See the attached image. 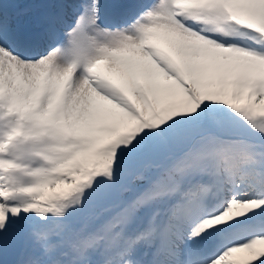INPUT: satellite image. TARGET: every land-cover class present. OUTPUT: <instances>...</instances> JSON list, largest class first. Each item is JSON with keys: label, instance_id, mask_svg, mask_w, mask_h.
Here are the masks:
<instances>
[{"label": "snow or ice", "instance_id": "obj_1", "mask_svg": "<svg viewBox=\"0 0 264 264\" xmlns=\"http://www.w3.org/2000/svg\"><path fill=\"white\" fill-rule=\"evenodd\" d=\"M9 4L0 264H264V0Z\"/></svg>", "mask_w": 264, "mask_h": 264}, {"label": "rangeland", "instance_id": "obj_2", "mask_svg": "<svg viewBox=\"0 0 264 264\" xmlns=\"http://www.w3.org/2000/svg\"><path fill=\"white\" fill-rule=\"evenodd\" d=\"M11 2H14L13 4L14 5H18L20 4L23 0H10ZM30 16H34V13L33 12H29L26 14V18H29ZM246 255V253H237L236 254V258H242Z\"/></svg>", "mask_w": 264, "mask_h": 264}, {"label": "water", "instance_id": "obj_3", "mask_svg": "<svg viewBox=\"0 0 264 264\" xmlns=\"http://www.w3.org/2000/svg\"><path fill=\"white\" fill-rule=\"evenodd\" d=\"M11 258H12L11 255H9L8 259H11Z\"/></svg>", "mask_w": 264, "mask_h": 264}]
</instances>
